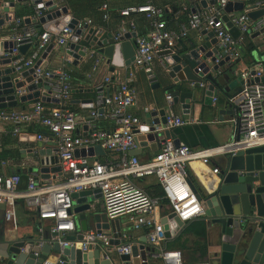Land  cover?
<instances>
[{
  "label": "built area",
  "instance_id": "built-area-1",
  "mask_svg": "<svg viewBox=\"0 0 264 264\" xmlns=\"http://www.w3.org/2000/svg\"><path fill=\"white\" fill-rule=\"evenodd\" d=\"M15 4L16 0H10ZM228 1L213 0V4L205 9H194L187 15L185 24L177 31L167 30L164 26V10L152 5V0H142L138 5L128 6L118 11L120 20L114 40L126 33L134 34V51L131 65L134 68L148 71L154 57L161 51L171 50L175 43L184 38L188 31H211L216 41L217 64L224 57L228 63L239 60L240 46L243 37L251 31L264 30V16L251 20L248 13L251 10L264 9V0H257L247 9L237 14H227L228 21L238 31L236 38L231 37L224 27L221 17L223 8ZM185 11V9H182ZM101 19L108 20L107 6L101 5ZM142 14L147 20V31L144 35H135V25L129 17ZM41 11L34 9L29 20H35ZM24 19L15 16L8 21L10 26L4 34L0 32V43L10 41V57H16L11 67L17 75L22 70L35 66L37 53L49 44L66 46L72 31L66 27L52 34L49 31L38 32L33 27L25 26ZM90 25V21L82 22ZM9 25V24H8ZM2 26V25H1ZM0 26V30H1ZM77 28L81 24L77 22ZM33 45L34 51L27 57L18 53V47ZM94 55V54H93ZM97 60H94V65ZM220 74V72H216ZM35 79L48 88L49 98L56 100V104L36 101L31 103L28 110L0 109V134L5 127H10L12 136H19V125L33 124L41 127L45 133H36L34 141L50 144L54 150L56 165L60 175H53V179L41 180L37 171H26L21 186L19 174L0 173V205L4 206L3 220L15 225L14 207L17 201L23 208L35 216L37 220H49L46 227L49 243H55L59 252L76 244L66 240L67 234L74 231L71 200L69 195L74 192L95 190L100 193L101 212L107 220H115L119 216L126 219L133 230L145 229V242L153 248L164 241L163 224L156 216L161 203L165 204L166 213L173 214L181 223L203 216L200 201L188 185L186 168L192 161H198L208 166L222 156H233L235 153L256 147H264V72L262 61H257L252 67L243 69L237 74L240 80L239 91L229 97L230 114L226 121L232 129L231 140L223 145L204 149H191L184 144L174 146L169 139H160L157 151L146 161H140L130 152L135 148L133 131L140 126V120L129 112L135 100V93L129 85L131 74L127 81L114 79V86L108 78L94 88L93 99L89 102L85 115L77 114L68 108V98L71 90L70 71L63 66L47 69L39 64L32 70ZM17 78V77H16ZM193 87V82L188 84ZM198 87H204L198 83ZM17 96L22 95L23 89L14 91ZM166 100H170L167 95ZM215 104V99H211ZM102 109L101 116L111 123L108 131L97 129L94 120L97 110ZM147 107L142 113L147 114ZM181 116L171 111L165 113L164 124L157 131L172 130L184 123ZM98 146L105 157L98 161L92 160L96 156H87L80 150ZM104 154L102 156H104ZM217 174L214 164L210 170ZM241 173V172H240ZM153 178L159 188L157 196H149L136 186L133 180ZM42 233L41 228H37ZM91 235V234H89ZM96 239L106 244V239L100 235ZM125 235L118 237L119 245L113 248L117 255H127L129 244L121 243ZM36 256V254H34ZM152 258H159L163 264H183L178 252H160ZM59 257L44 259L40 264H64Z\"/></svg>",
  "mask_w": 264,
  "mask_h": 264
},
{
  "label": "water",
  "instance_id": "water-1",
  "mask_svg": "<svg viewBox=\"0 0 264 264\" xmlns=\"http://www.w3.org/2000/svg\"><path fill=\"white\" fill-rule=\"evenodd\" d=\"M27 0H0V26L3 22L11 20L16 4H26ZM242 0L228 1L223 8L221 21L231 37L238 36L237 29L228 21L227 14L242 9ZM213 4V0L207 3L202 0L199 5L202 9ZM33 5L41 11V15L35 20L25 18V25L38 23L42 29L52 34L57 33L63 27L72 31L65 50L64 58L71 64H75L80 58H93V54L106 58V63L115 57L118 52L124 61V65L132 62L134 44L129 43L130 33L123 34L114 40L117 30L112 34L98 33L94 28L86 25L77 28V20L67 13L65 6H60L55 0H33ZM264 16V9L248 13V17L255 21ZM131 36H134L131 34ZM215 39L211 31L200 30L195 39L189 45V49L182 47V53L165 50L157 55L162 58L160 75L167 79L170 85L165 92L170 97L166 104L179 105L180 113L184 121L189 119L191 96L193 89H199L202 94V103L207 107H213L211 99L222 103V110L230 114V105L227 100L239 91L240 80H235V86L222 88L221 81L215 77L218 69L228 58L224 57L217 64ZM13 44L0 43V109H11L17 103H33L36 101L56 104L57 101L49 98L48 88L35 79L32 70L36 67L15 74L11 62L16 57H10V49ZM50 46V45H49ZM47 47V49L49 48ZM28 45L18 47V53L23 56ZM211 47H213L211 49ZM94 49L90 53V50ZM173 51V50H172ZM112 67L109 71L112 72ZM17 77V78H16ZM193 82V87L187 91H181L184 84ZM198 83L204 87L199 88ZM23 89V94L17 96L15 90ZM90 102V101H87ZM102 109L97 110L100 116ZM213 113V112H212ZM164 110L150 111L145 114L142 125L133 131V134L141 133L143 136L134 138V143L146 140L153 141L157 147L159 138L169 139L174 146L179 144L173 138L171 131H157L164 124ZM23 136V135H20ZM24 139V137H23ZM29 141L34 138L28 137ZM36 151L20 150L19 154L36 159V164L28 171H37L41 180L53 179V175H60L56 165L54 150H44L41 143H36ZM83 155L102 156L104 153L98 146L80 150ZM133 155V154H132ZM217 166V174L210 180L206 189L200 192L195 185L188 180V185L200 201L203 211L202 220L207 229H213L216 233L215 252L210 253L205 264H264V147H256L235 153L233 156L216 158L210 165ZM241 172V173H240ZM73 216L74 231L67 234L66 240L78 244L63 249L59 252L55 243H49L47 235L40 238H29L28 243L18 239L0 238V264H40L46 259L49 251L60 253L64 258V264H153L155 248L141 239L138 245L129 247L127 255H117L113 248L119 245V227L116 220H107L101 210L91 205L100 199L97 189L74 192L69 195ZM3 214L4 206L0 205ZM164 229L165 241L173 239L182 229L185 223H181L173 214H168L160 221ZM91 234V235H89ZM100 235L106 239V244L95 238ZM36 254V256H34Z\"/></svg>",
  "mask_w": 264,
  "mask_h": 264
},
{
  "label": "crops",
  "instance_id": "crops-1",
  "mask_svg": "<svg viewBox=\"0 0 264 264\" xmlns=\"http://www.w3.org/2000/svg\"><path fill=\"white\" fill-rule=\"evenodd\" d=\"M55 1L59 3L60 6H65L67 8V13L72 15V17L81 24V27L84 26L82 22L89 20L90 25H87V28H94L99 34L102 32L112 34L118 28L120 20H127L120 18L118 11L128 6L138 5L142 2V0ZM200 1L202 0H152V5L164 10L163 22L165 28L167 30L177 31L180 25L185 24L188 13L194 9H202L199 5ZM204 1L207 3L209 0ZM256 1L257 0H242V9L240 11L249 8ZM103 4L107 6V21H102L101 19L100 7ZM183 8L185 11L182 10ZM34 9L33 0H27L26 4H16L12 14L14 16L17 15V17L21 19H30L34 13ZM240 11L233 12L232 14H237ZM253 11L257 10H251V12ZM129 19L132 20L135 25V35L141 36L146 33L148 20L142 14H133ZM8 26H10L9 22L2 24L0 32L4 34ZM25 26L33 27L38 32L47 31L42 29L41 25L38 23ZM131 34L132 33H130L128 42L134 44V36H131ZM196 34L197 31H188L184 38L175 43L173 52L182 53V47L189 49V45L195 39ZM247 38L253 46L252 51L248 55L250 58L241 55L237 61L224 63L218 69V72L222 71V73L218 75L213 73L215 77L220 79L222 84L221 87L226 89L230 88V92H232L237 74L241 70L252 67L257 61L264 62V30H253L247 35ZM49 45H47L44 50L37 53L36 63L47 69H55L63 66L70 71L71 90L67 104L71 111L85 115L89 105L87 101L93 99L96 85L102 83L105 78H108L112 86H114L115 78H117L118 81H127L128 75L131 74L129 85L134 90L135 100L133 105L129 108V112L140 120V126L145 117V114L141 111L144 107H147L149 112L162 109L165 113L171 111L174 115L181 116L179 105H172L169 107L166 104L165 97L167 93L165 89L170 85V82L160 75L162 69V58L160 56L156 55L154 57L150 66L147 68L148 71L134 68L130 62L124 65L125 63L118 52H116L112 62L109 61L108 64L106 63L105 57L94 54L93 58H80L73 65L64 58L63 52L66 46ZM48 46L49 48L47 49ZM213 47H211V49ZM34 49V46L30 45L24 52L23 57H27ZM92 51H94V49H91L90 53ZM94 60H97L95 65ZM227 65L230 66L226 69ZM110 67L113 69L112 72L109 71ZM188 89H190L188 84H184L181 91H187ZM190 103L188 121L181 127L170 130L174 139H177L180 144H184L191 149L215 147L226 144L231 140L232 129L229 124L226 123L229 115L227 112H219L222 110L221 102L216 100L213 107H207L202 103V94L199 89H193ZM30 105L31 103H17L16 107L11 109L28 110ZM93 123L97 129L104 131L111 129V123L101 115L97 116ZM3 131V134H0V173L3 175L11 173L19 174L22 181L21 186H23L25 172L34 167L36 159L28 158L26 154L20 155L19 151H36V143L38 142L29 141L28 137H34L36 133H45V131L41 127L33 124L19 125V136H12L10 134V127H5ZM141 136H143V134L138 133L133 137L136 138ZM162 138L163 137H160L159 140ZM41 146L44 150L52 149L50 144L41 143ZM157 149L158 147L153 141L147 142L144 139L136 142L135 148L130 154L136 156L140 161H146L152 157ZM104 157L105 154L104 156H96L92 158V160L96 159L101 161ZM212 167L211 165L204 166L198 161H192L186 168L188 179L194 181L200 192H203L204 189L207 188L210 180L214 178V175L210 172ZM133 182L149 196H157L159 194V188L153 178H144L140 181L133 180ZM91 205L101 210L100 199L92 202ZM164 207L165 204L161 203L156 211V216L160 221L163 218V214L166 213ZM14 212V226L4 222L3 214L0 212V238L18 239L27 244L31 237L40 238L44 234L46 235V227L50 226L51 221L37 220L34 215L23 208L20 201L16 202ZM115 220L118 223L120 235L126 236L125 240H120L121 243H127L129 246H132L138 245L139 240L145 239L144 228L133 230L126 221L120 218ZM37 228H41L42 233H39ZM201 232L202 236H199ZM216 243V233L213 229H207L202 217H199L188 221L173 239L165 241L161 243L157 249L155 248V254L157 255L160 252H178L183 264H205L210 253L216 251ZM78 247V244H76L74 249ZM55 257H59V253L50 250L46 258L53 259ZM61 257L66 261L62 255ZM153 264H163V262L159 258H155Z\"/></svg>",
  "mask_w": 264,
  "mask_h": 264
},
{
  "label": "trees",
  "instance_id": "trees-1",
  "mask_svg": "<svg viewBox=\"0 0 264 264\" xmlns=\"http://www.w3.org/2000/svg\"><path fill=\"white\" fill-rule=\"evenodd\" d=\"M81 2V1H80ZM92 3V2H91ZM16 18H20V17H17V15L15 16ZM253 49V46L250 44L248 38L246 36L243 37V40H242V43H241V46H240V54L241 55H244V56H248L249 53L252 51ZM249 57V56H248ZM250 58V57H249ZM252 62V61H251ZM255 64V63H254ZM230 65H227L226 66V69L229 67ZM253 66V65H252ZM262 67H263V72H264V62H262ZM225 69V68H224ZM220 73H222V71H220ZM24 180V179H23ZM190 181L195 185L196 189H198L197 185L194 183L193 180L190 179ZM199 190V189H198ZM202 227V226H201ZM202 230V228H201ZM185 233V232H184ZM199 236H202V232L199 233ZM202 249V247H201Z\"/></svg>",
  "mask_w": 264,
  "mask_h": 264
},
{
  "label": "rangeland",
  "instance_id": "rangeland-1",
  "mask_svg": "<svg viewBox=\"0 0 264 264\" xmlns=\"http://www.w3.org/2000/svg\"><path fill=\"white\" fill-rule=\"evenodd\" d=\"M138 181H140V180H138ZM97 209L99 210V208H97ZM118 218H120V219L123 220V221H126L125 217H123V216H119V217H117L116 219H118Z\"/></svg>",
  "mask_w": 264,
  "mask_h": 264
}]
</instances>
